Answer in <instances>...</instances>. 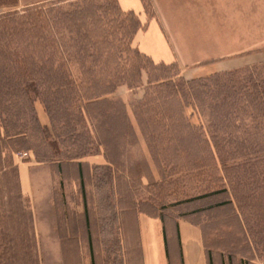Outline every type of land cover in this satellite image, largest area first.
Wrapping results in <instances>:
<instances>
[{
	"label": "rangeland",
	"instance_id": "374dc122",
	"mask_svg": "<svg viewBox=\"0 0 264 264\" xmlns=\"http://www.w3.org/2000/svg\"><path fill=\"white\" fill-rule=\"evenodd\" d=\"M3 1L0 84L21 82L24 75L47 87L46 66H52L58 102L50 101L47 110L42 98L49 104L50 95L43 92L33 103L47 114V125L38 123L49 129L48 136L25 127L27 139L3 135L0 142V264H142L139 213L179 214L196 222L215 264H264L263 249L252 244L234 206H215L228 194L198 197L222 177L205 142L206 125L221 121V114L209 115L210 97L204 94L206 105L190 98L184 104L166 97V87L153 86L163 77L190 80L240 69L220 79L233 80L236 89L249 75L264 80V67L259 76L252 67L264 63L256 1L251 0L248 25L228 28L224 15L223 24L205 23L185 10L166 16L180 43L173 49L183 59L172 63H156L140 51L136 36L145 23L135 12L121 10L117 0ZM141 2L146 21L161 18L152 0ZM234 101L219 135L243 139L241 188L248 190L256 171L252 210L263 221L264 117L256 116L249 96ZM165 122L168 131L161 127ZM0 127L4 133L1 122ZM27 151L40 164L31 169L37 187L24 195L15 161L27 158ZM97 157L105 164H91ZM79 159L89 163L84 161L78 174L73 160Z\"/></svg>",
	"mask_w": 264,
	"mask_h": 264
},
{
	"label": "trees",
	"instance_id": "16d2710c",
	"mask_svg": "<svg viewBox=\"0 0 264 264\" xmlns=\"http://www.w3.org/2000/svg\"><path fill=\"white\" fill-rule=\"evenodd\" d=\"M2 3L13 5L14 1L7 0L1 2V4ZM252 67H254L255 73L258 75L261 71L259 69L264 67V63L255 64L252 65ZM245 68L249 69L250 67ZM52 69V66H46V74H49L48 76L51 77V81L50 84L44 88L40 86V82L37 78H30L29 76L24 75L20 77L21 82L16 81L7 86L0 84V122L4 128V137L9 139H27L26 137L29 135L26 136L27 131L25 127H27L28 130L30 127H35L38 130L45 132V135H49V129L47 127L41 128L38 123L33 103L36 98H42L41 95L43 92L45 94L48 92L50 95L49 104L47 102L48 100L42 98L47 110L48 108L50 109V104L53 103L50 101L54 100L58 102V97L56 96V94H58V87L57 84H53L52 80L54 79V82H56L58 81V78L51 76L50 72H52ZM240 70L227 71V74L220 72L190 80H186L183 77H178L175 80L169 79V77H163L161 79L163 81L153 86L166 87L168 90L166 97L178 98L179 100L182 98L184 104H186L187 98H190L195 103L197 101L201 106L206 105L205 103L207 100H203L204 98L202 97V94H204L207 99L210 97V101H208L209 115L212 116V114L215 115V113L221 114L222 119L221 121L216 120V123L210 120L211 122L206 125L209 134L206 137L205 142L209 147L210 152L216 157L218 170H221L222 177L212 190L204 192L198 197L205 198L212 195L228 194V199L218 202L215 206L233 205L242 217V222L248 236L251 238L252 244H254V246L260 245L261 249H263V251H261L264 253V220L261 221L259 219L261 216L258 217V214L252 210L255 200L258 199L256 188L257 182L255 180L257 173L256 171L253 173V179L250 182V186H248V190L246 192L242 190L243 188H241V185L244 183V180L241 177L242 173L240 171L243 169V164H241L240 160H243L247 155L246 150L243 152L245 143L243 139L231 140L219 135L220 130L226 129L228 126V124H225L227 123L226 118H228L229 114L234 111L233 109H235L237 105L234 100L237 97H240L241 99L244 95L249 96L254 104V106L251 107L254 108L253 110L256 113V116L264 117V80L262 78L256 77L253 79V76L249 75L246 80L249 86L244 84L239 89H236L237 87L233 83V80L223 81L220 79L221 74L228 75V73H234V71ZM65 79V84H68V78L65 77ZM53 85L54 88L51 89L50 87ZM114 88L115 86L103 94L112 92ZM8 91H12L14 94V98L11 100L3 98L4 94H7ZM234 96L235 98L233 100L232 98ZM8 109L12 111L9 112ZM78 115L81 118L82 116L84 117L83 110L80 106H78ZM156 115L155 119L157 118ZM20 125H22L21 129H14ZM234 125L236 127L238 126L236 124ZM161 127L165 129V131H168V129L170 130V124L167 125L166 122L162 123ZM49 144L56 149L55 140H51ZM208 260L209 264H211L210 255H208Z\"/></svg>",
	"mask_w": 264,
	"mask_h": 264
},
{
	"label": "crops",
	"instance_id": "0c3cea01",
	"mask_svg": "<svg viewBox=\"0 0 264 264\" xmlns=\"http://www.w3.org/2000/svg\"><path fill=\"white\" fill-rule=\"evenodd\" d=\"M152 1L156 8L155 14H159L160 19L155 17L146 21L141 0H117V3L121 10L135 12L142 23H145L144 29L137 33V46L142 53L156 63L183 62L179 53L173 49L180 46V43L174 29L169 24L167 27L168 18L166 16L180 14L181 10H185L192 12L194 16H202L201 21L205 23L208 21L212 24L215 22L218 25L223 24L224 15L226 16L224 23L228 28L233 23L249 24L251 0ZM252 1H256L258 8L256 11L258 25H264V0ZM203 16H210V18L206 20V17L203 18ZM196 20L199 21V18ZM215 37L217 38V35ZM34 108L38 122L41 125H47V114L41 105L35 104ZM3 135L2 127H0V142ZM3 150H0L1 154H3ZM27 152V158L15 161L20 190L24 195L30 190H34L35 186L37 187L30 181L31 169L40 164L34 161L31 151ZM73 161H75L78 174L84 161L89 163L87 159ZM91 164L100 166L105 164V161H100L97 157V160L94 162L92 160ZM137 230L142 264H209L208 255L210 254L205 248L200 226L185 215L176 214L172 216L169 213L146 215L139 213ZM213 258L214 256L210 255L211 264H215L213 261L215 258Z\"/></svg>",
	"mask_w": 264,
	"mask_h": 264
},
{
	"label": "built area",
	"instance_id": "2783aa9c",
	"mask_svg": "<svg viewBox=\"0 0 264 264\" xmlns=\"http://www.w3.org/2000/svg\"><path fill=\"white\" fill-rule=\"evenodd\" d=\"M26 155V152L22 153L21 156H25Z\"/></svg>",
	"mask_w": 264,
	"mask_h": 264
}]
</instances>
